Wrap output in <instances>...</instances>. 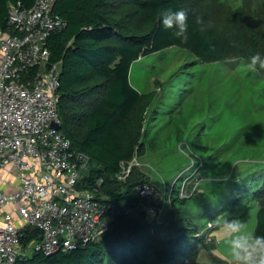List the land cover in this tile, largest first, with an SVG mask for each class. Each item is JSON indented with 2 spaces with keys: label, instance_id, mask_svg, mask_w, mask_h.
<instances>
[{
  "label": "rangeland",
  "instance_id": "1",
  "mask_svg": "<svg viewBox=\"0 0 264 264\" xmlns=\"http://www.w3.org/2000/svg\"><path fill=\"white\" fill-rule=\"evenodd\" d=\"M180 1L203 23L233 28L238 20L246 40L255 37L264 46L257 15L264 0ZM134 14L124 0L113 13L128 22ZM130 72L133 88L157 93L125 180L150 190L142 217L154 229L145 233L146 242L163 252L176 241L183 253L179 264H231L223 220H245L254 234L257 227L256 192L264 183L263 73L251 71L243 59L208 64L176 47L141 58ZM115 220L112 215V230L128 235L132 228Z\"/></svg>",
  "mask_w": 264,
  "mask_h": 264
},
{
  "label": "trees",
  "instance_id": "2",
  "mask_svg": "<svg viewBox=\"0 0 264 264\" xmlns=\"http://www.w3.org/2000/svg\"><path fill=\"white\" fill-rule=\"evenodd\" d=\"M122 1L56 0L53 11L67 25L48 38L47 47L51 52L50 63L62 64L58 91L62 133L70 140L72 153L89 159L82 188L93 190L102 180L97 196L111 205L118 226L132 229L126 230L128 235H121L112 230V222L109 232L99 242L52 255L37 252L31 257L23 256L16 264H179L182 261L183 253L176 249V241H169L166 247L175 250L157 252L145 240V233L154 229V224L142 217L147 205L146 197L141 194L144 182L117 178L140 149L146 114L157 96L156 91L142 94L132 87L131 67L141 58L174 47L190 52L203 63L215 64L247 60L256 51L264 54V46L255 37L247 41L238 20L233 28L203 23L180 0H124L135 8V14L130 22L120 21L121 17H114L113 13ZM35 3L36 0H0V32L7 30L12 6L30 10ZM161 9L187 11L186 41L163 29ZM257 15L264 24L262 6ZM261 40L264 42V32ZM262 185L256 192L259 203L255 234L260 235H264ZM109 237L111 241L107 243ZM21 238L23 247L27 248L41 240V233L35 227H26Z\"/></svg>",
  "mask_w": 264,
  "mask_h": 264
},
{
  "label": "built area",
  "instance_id": "3",
  "mask_svg": "<svg viewBox=\"0 0 264 264\" xmlns=\"http://www.w3.org/2000/svg\"><path fill=\"white\" fill-rule=\"evenodd\" d=\"M55 2L36 0L30 10L12 6L0 32V264L78 250L110 229L111 205L97 196L103 181L82 188L89 159L72 153L70 140L53 127L61 125L62 69L50 63L47 41L67 25L54 13ZM134 165L123 166L118 180ZM141 194H150L148 187ZM26 227L37 228L41 240L24 248Z\"/></svg>",
  "mask_w": 264,
  "mask_h": 264
},
{
  "label": "clouds",
  "instance_id": "4",
  "mask_svg": "<svg viewBox=\"0 0 264 264\" xmlns=\"http://www.w3.org/2000/svg\"><path fill=\"white\" fill-rule=\"evenodd\" d=\"M160 24L172 35L186 41L189 36L188 13L184 9H161ZM247 67L253 72H264V54L256 51L247 60ZM191 151V149H189ZM188 153L185 152V155ZM223 230L228 234L225 246L231 258V264H264V235L254 234L248 230L245 220L238 217L225 218Z\"/></svg>",
  "mask_w": 264,
  "mask_h": 264
},
{
  "label": "crops",
  "instance_id": "5",
  "mask_svg": "<svg viewBox=\"0 0 264 264\" xmlns=\"http://www.w3.org/2000/svg\"><path fill=\"white\" fill-rule=\"evenodd\" d=\"M139 60H140V59H139ZM139 60H138V61H139ZM136 62H137V61H136ZM134 63H135V62H134ZM134 63H133V64H134ZM60 64H61V63H60ZM61 66H62V64H61ZM131 68H132V67H131ZM61 69H62V67H61ZM130 71H131V70H130ZM130 73H131V72H130ZM134 89H135V88H134ZM140 93H142V92H140ZM147 93H149V92H147ZM142 94H145V93H142ZM60 131L62 132V129H61ZM5 211L8 212V209H6ZM1 218H2V213H0V221H1Z\"/></svg>",
  "mask_w": 264,
  "mask_h": 264
},
{
  "label": "water",
  "instance_id": "6",
  "mask_svg": "<svg viewBox=\"0 0 264 264\" xmlns=\"http://www.w3.org/2000/svg\"><path fill=\"white\" fill-rule=\"evenodd\" d=\"M53 127H54L56 130H61V129H62V125H53Z\"/></svg>",
  "mask_w": 264,
  "mask_h": 264
},
{
  "label": "bare ground",
  "instance_id": "7",
  "mask_svg": "<svg viewBox=\"0 0 264 264\" xmlns=\"http://www.w3.org/2000/svg\"><path fill=\"white\" fill-rule=\"evenodd\" d=\"M264 172V171H263Z\"/></svg>",
  "mask_w": 264,
  "mask_h": 264
}]
</instances>
